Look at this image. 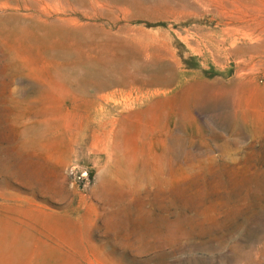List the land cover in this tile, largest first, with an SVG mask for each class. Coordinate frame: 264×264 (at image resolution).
<instances>
[{
	"label": "rangeland",
	"instance_id": "1",
	"mask_svg": "<svg viewBox=\"0 0 264 264\" xmlns=\"http://www.w3.org/2000/svg\"><path fill=\"white\" fill-rule=\"evenodd\" d=\"M0 264H264V0H0Z\"/></svg>",
	"mask_w": 264,
	"mask_h": 264
}]
</instances>
